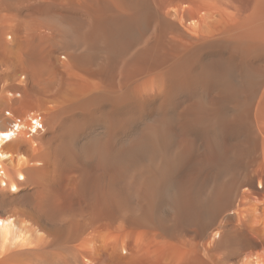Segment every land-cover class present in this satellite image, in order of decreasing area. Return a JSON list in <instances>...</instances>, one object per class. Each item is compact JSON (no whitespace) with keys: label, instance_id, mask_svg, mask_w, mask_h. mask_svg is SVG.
I'll use <instances>...</instances> for the list:
<instances>
[{"label":"bare ground","instance_id":"1","mask_svg":"<svg viewBox=\"0 0 264 264\" xmlns=\"http://www.w3.org/2000/svg\"><path fill=\"white\" fill-rule=\"evenodd\" d=\"M0 264H264V0H0Z\"/></svg>","mask_w":264,"mask_h":264}]
</instances>
